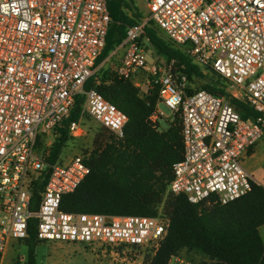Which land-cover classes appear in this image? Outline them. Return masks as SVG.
<instances>
[{
    "label": "built area",
    "instance_id": "built-area-1",
    "mask_svg": "<svg viewBox=\"0 0 264 264\" xmlns=\"http://www.w3.org/2000/svg\"><path fill=\"white\" fill-rule=\"evenodd\" d=\"M108 0H0V264L28 234L36 219L41 242H79L118 250L153 243L166 233L168 219L147 215H108L60 209L89 173L88 153L50 162L57 128L70 140L87 136L86 111L116 137L123 136L126 113L95 87V74L111 22ZM147 15L126 28L112 52L121 50L113 72L131 79L148 66L141 37L153 21L192 61L212 69L227 91L256 111L242 118L230 102L204 89L186 91L187 77L174 61L150 67L148 90H158L153 122L164 117L159 104L181 118L182 158L172 167L167 191L189 202L226 204L258 183L243 165L248 151L264 136V0H141ZM77 94L83 110L66 123ZM45 177L37 209L33 193ZM167 264H205L173 255Z\"/></svg>",
    "mask_w": 264,
    "mask_h": 264
},
{
    "label": "trees",
    "instance_id": "trees-1",
    "mask_svg": "<svg viewBox=\"0 0 264 264\" xmlns=\"http://www.w3.org/2000/svg\"><path fill=\"white\" fill-rule=\"evenodd\" d=\"M107 6L111 22L95 67L123 40L126 28L142 17L133 0H108ZM143 37L157 53L166 56L167 62L174 61V69L184 73L196 89L224 97L242 118L256 116L247 103L230 95L221 75L194 63L182 47L161 37L150 23L144 26L140 40ZM90 87L126 113L128 121L122 137L103 126L95 133L94 147L86 159L89 173L73 192L62 196L60 209L167 218L166 233L145 264H167L183 249L206 257L202 260L205 264H264V242L259 233L264 224V186L253 183L249 192L226 204L212 200L191 203L183 194L168 192L173 164L183 155L181 118L160 128L159 120H150L158 99L157 88L142 93L131 79L118 77L113 71H104L98 82L95 74L89 77L84 89ZM194 90L186 89L188 93ZM83 102V94H77L66 123L81 116ZM69 140L65 128L55 130L50 162L58 158ZM45 177L46 174L33 193V211L37 209ZM27 231L22 240L26 246L25 264H36L35 248L41 241L36 237L35 217L29 219Z\"/></svg>",
    "mask_w": 264,
    "mask_h": 264
},
{
    "label": "rangeland",
    "instance_id": "rangeland-1",
    "mask_svg": "<svg viewBox=\"0 0 264 264\" xmlns=\"http://www.w3.org/2000/svg\"><path fill=\"white\" fill-rule=\"evenodd\" d=\"M133 5L138 15H147L146 8L141 0L133 1ZM150 26L156 29L161 37L168 39L157 27L150 21ZM142 45L147 52V57L153 62L158 60L167 61L164 54L157 53L146 37H143ZM106 58L95 67L96 82L102 77L104 71L114 69L113 65L106 63ZM205 73V69H203ZM195 90L196 85L187 81L186 89ZM159 109L163 112L164 117L159 119L160 128L165 129L170 121L180 117L178 112L172 113L166 106L159 104ZM87 136L81 140H69L62 148L60 158H65L78 153H88L94 147L93 136L102 127L86 111L82 117ZM264 142V137H263ZM247 156L243 159L244 164L252 172L258 183L264 186V143L260 146L253 156ZM260 236L264 242V224L259 227ZM15 248L11 249L5 260V264H25L26 263V246L22 241H14ZM155 246L149 243L144 246L118 250L90 248L79 242H48L39 243L36 248V264H145L146 260L153 254ZM199 255V254H198ZM182 256L198 260L197 253H183Z\"/></svg>",
    "mask_w": 264,
    "mask_h": 264
},
{
    "label": "crops",
    "instance_id": "crops-1",
    "mask_svg": "<svg viewBox=\"0 0 264 264\" xmlns=\"http://www.w3.org/2000/svg\"><path fill=\"white\" fill-rule=\"evenodd\" d=\"M135 1V0H133ZM121 50L119 51H116V52H111L108 57H106V63L108 64H111L113 65V67L115 68L116 64L119 62L120 60V57H121ZM148 59V66L146 69H141L140 71H138L136 74H134L131 78V81L134 83V85L136 87H138L140 89L141 92L145 91L147 89V82H148V78H149V75H150V67L151 65L153 64V62L147 57ZM114 69H111L110 71H113ZM264 137V136H263ZM263 137L248 151V156H253L256 152V150L263 145ZM243 164H244V161H243ZM244 167L246 168V170L252 174V172L249 170V168L244 165ZM253 175V174H252ZM254 177V175H253ZM255 178V177H254ZM256 181L258 182L257 178H255ZM186 252L187 254H191L192 252L194 251H187L185 249H183L182 251H180L179 255H183V253ZM196 253V252H195ZM197 256L199 257L198 260L196 261H199V260H206V257H203L201 256L200 254L198 255L197 253ZM189 258V257H188Z\"/></svg>",
    "mask_w": 264,
    "mask_h": 264
}]
</instances>
